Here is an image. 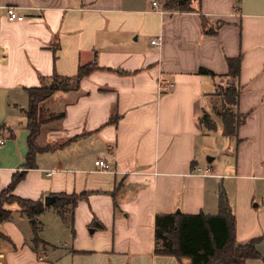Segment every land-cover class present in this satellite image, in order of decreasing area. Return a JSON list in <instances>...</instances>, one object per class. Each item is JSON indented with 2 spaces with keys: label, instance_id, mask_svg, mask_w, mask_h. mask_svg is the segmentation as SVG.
I'll return each instance as SVG.
<instances>
[{
  "label": "crops",
  "instance_id": "0c3cea01",
  "mask_svg": "<svg viewBox=\"0 0 264 264\" xmlns=\"http://www.w3.org/2000/svg\"><path fill=\"white\" fill-rule=\"evenodd\" d=\"M152 1L0 0L25 16L10 20L0 9V192L24 171L14 195L87 193L72 214L55 202L30 218L6 203L12 214L0 221V264H191L155 250L156 216L216 214L221 190L237 239L264 235V0H193L185 10ZM155 35L159 47L150 43ZM240 53L237 108L246 117L236 135L216 137L224 146L206 159L205 138L223 133L213 116L218 85L228 78V57ZM91 62L96 68L77 88L44 100L48 121L59 125L39 144L62 145L25 167V88L54 73L74 76ZM205 112L215 128L203 122ZM96 158L113 170L97 168ZM36 223L45 245L33 241ZM258 249L264 255V239Z\"/></svg>",
  "mask_w": 264,
  "mask_h": 264
},
{
  "label": "trees",
  "instance_id": "16d2710c",
  "mask_svg": "<svg viewBox=\"0 0 264 264\" xmlns=\"http://www.w3.org/2000/svg\"><path fill=\"white\" fill-rule=\"evenodd\" d=\"M192 2L193 0H180L182 5L170 7L183 10L190 9ZM241 63V53L237 56L228 57L226 75L229 81L226 85H218V88L221 89L218 94L222 98L223 108L217 110L216 113L223 121V134L225 135H236L239 125L246 117L237 108L241 92L239 83ZM96 66L95 62L80 65L78 73L74 76L54 73L49 77H42L40 85L25 88L29 96V107L25 111L27 115L26 127L29 130L25 167L34 166L35 157L39 151L62 145L41 146L39 144L41 126L47 120L43 116L44 110H41L42 102L56 90L67 91L71 88H77L81 78L89 74ZM199 71L212 76L217 75L216 72L206 67H200ZM48 79H51L49 83ZM202 120L209 128L216 127L214 118L208 112L203 114ZM23 174L24 171L15 173L9 186L0 192V221L11 217V210L5 207L6 203L17 202L21 211L30 218H35L36 215L46 209L43 198H23L11 193ZM86 195L85 191L71 194L60 193L55 206L61 214L69 210L72 214L77 202ZM66 204L69 205L67 208L64 207ZM263 239L264 235L252 237L244 242L237 239L235 215L224 190L219 193V211L216 214H206L200 211L198 213H164L156 216L155 250L158 253H171L179 257L187 256L191 259V264H248V258L264 259V255L258 249V243ZM33 241L38 246L46 244L39 235L37 223L34 226Z\"/></svg>",
  "mask_w": 264,
  "mask_h": 264
},
{
  "label": "rangeland",
  "instance_id": "374dc122",
  "mask_svg": "<svg viewBox=\"0 0 264 264\" xmlns=\"http://www.w3.org/2000/svg\"><path fill=\"white\" fill-rule=\"evenodd\" d=\"M163 3H165L166 5H168V6H179V5H182L181 3H180V0H161ZM48 81V83L51 81V79H48L47 80ZM229 80H228V78L227 79H224V80H222V83H223V85H226L227 84V82H228ZM72 83V82H71ZM219 91H221V89L220 88H218V92ZM53 94V93H52ZM25 97H27V96H25ZM215 110H220V109H222L223 108V101H222V98L220 97V95L219 96H215ZM42 108H41V110H44V112H43V116H44V118L45 119H47L43 124H42V129H41V132H40V135H39V138H38V141L40 142L41 141V139H43L44 138V135L46 134V132H47V130L49 129V128H51L52 126H58L59 125V123H58V120H56L55 122H49L48 120H49V118H51L50 116L53 114V112H52V110H51V108H48V106L47 105H49V103L48 102H42ZM234 108V107H233ZM26 110V109H25ZM19 111H20V109H19ZM57 111V110H56ZM54 113H57V112H54ZM213 116L216 118H219V119H221V117L219 116V115H217L216 113H215V111H213ZM24 120V119H23ZM52 123H54V124H52ZM220 126H218V128H219ZM220 131V130H219ZM219 136V138H221V137H224L225 135L222 133V132H219V134H217V132L215 131L214 133H212V136L211 137H206L205 139L206 140H208V142H210V144H209V146H208V153H206V155H205V158L207 157V155L208 154H210V155H214L215 153H218V152H220V150L223 148V146H224V143H221L220 142V140H219V138H216V137H218ZM224 141H226V139L224 140ZM232 150V149H231ZM232 152V151H231ZM231 156H233V153H231ZM207 159V158H206ZM223 158L222 157H220V158H218V160H216V162L215 163H218V162H220L221 160H222ZM211 169V168H210ZM13 205H16V203H13Z\"/></svg>",
  "mask_w": 264,
  "mask_h": 264
},
{
  "label": "built area",
  "instance_id": "2783aa9c",
  "mask_svg": "<svg viewBox=\"0 0 264 264\" xmlns=\"http://www.w3.org/2000/svg\"><path fill=\"white\" fill-rule=\"evenodd\" d=\"M152 4L155 7H157L158 1L153 0ZM0 9H4L6 11V14L10 20H23L25 17L23 14L20 13L18 6L16 5L0 4ZM161 41H162L161 35H155L150 39L151 45L156 46V47H159L161 45ZM161 88L166 91L170 89V85L163 84L161 85ZM5 143H6V137L3 135H0V147H2ZM95 165L97 168L101 170H113V165L103 158H96ZM52 172L53 170H49L48 174H51ZM206 172H210L209 167L206 169Z\"/></svg>",
  "mask_w": 264,
  "mask_h": 264
},
{
  "label": "water",
  "instance_id": "95a60500",
  "mask_svg": "<svg viewBox=\"0 0 264 264\" xmlns=\"http://www.w3.org/2000/svg\"><path fill=\"white\" fill-rule=\"evenodd\" d=\"M57 199H58V195L48 194L44 198V203H45V205H51V204L55 203L57 201Z\"/></svg>",
  "mask_w": 264,
  "mask_h": 264
}]
</instances>
